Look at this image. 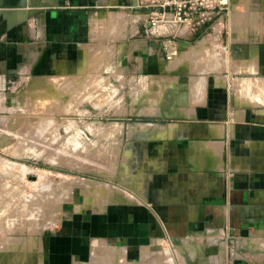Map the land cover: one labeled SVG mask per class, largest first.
Masks as SVG:
<instances>
[{"label":"rangeland","instance_id":"374dc122","mask_svg":"<svg viewBox=\"0 0 264 264\" xmlns=\"http://www.w3.org/2000/svg\"><path fill=\"white\" fill-rule=\"evenodd\" d=\"M148 2L0 0V264L49 263V239L72 233L69 221L86 217L82 212L95 221L98 211L135 198L129 190L136 189L137 157L128 150L144 147L139 138L172 120L167 111L175 109L163 104L167 80L177 76L166 69L183 55L166 59L161 40L146 34L141 9ZM261 3L227 0L213 29L192 41L208 37L214 53L175 71L218 74L228 63L234 70L239 54L226 49L224 37L247 35L257 19L247 7ZM145 39L143 55L118 48ZM239 223L232 233L155 236L132 255L128 241L90 245L79 264H264V221Z\"/></svg>","mask_w":264,"mask_h":264},{"label":"crops","instance_id":"0c3cea01","mask_svg":"<svg viewBox=\"0 0 264 264\" xmlns=\"http://www.w3.org/2000/svg\"><path fill=\"white\" fill-rule=\"evenodd\" d=\"M247 11L258 13L247 35L235 41L224 37L226 49L233 45L239 54L232 60L234 70L228 63L218 74L176 72L185 69V62L214 53L208 37L198 46L178 41L176 48L183 55L176 67L166 69L177 78L167 80L171 82L163 104L175 109L167 111L172 120L155 134L139 138L144 147L128 150L137 157L136 189L129 190L135 198L98 211L95 221L90 212L69 221L72 233L49 239L48 252L55 256L46 264H79L90 245L113 248L128 241L132 255L137 243L151 247L155 236L213 235L218 228L232 233L241 221H264V3L249 5ZM234 17L235 23L244 21L241 14ZM147 42L118 48L128 46L131 54L139 50V56ZM147 51L155 54L153 47Z\"/></svg>","mask_w":264,"mask_h":264},{"label":"built area","instance_id":"2783aa9c","mask_svg":"<svg viewBox=\"0 0 264 264\" xmlns=\"http://www.w3.org/2000/svg\"><path fill=\"white\" fill-rule=\"evenodd\" d=\"M219 2L220 5H216L215 0H160L159 6L153 7V0H149L143 9H139L146 12V34L161 40L165 58L170 60L179 52L178 41L189 40L191 43L201 32L212 28L216 9L218 13L224 9L228 11L223 7L227 0Z\"/></svg>","mask_w":264,"mask_h":264},{"label":"bare ground","instance_id":"6f19581e","mask_svg":"<svg viewBox=\"0 0 264 264\" xmlns=\"http://www.w3.org/2000/svg\"><path fill=\"white\" fill-rule=\"evenodd\" d=\"M176 56V55H175ZM51 82V81H50ZM51 84H52V82H51ZM259 86V89H261L260 87H261V85H257V87ZM51 101V100H50ZM132 127V126H131ZM110 129H111V127H110ZM132 129V128H131ZM112 130V129H111ZM110 130V131H111ZM118 129H116L115 131H117ZM132 132V131H131ZM1 163H3V161L1 162ZM8 163V162H7ZM2 165V164H1ZM4 165V164H3ZM15 165V164H14ZM15 167V166H14ZM76 182H78V181H76ZM77 184V183H76ZM78 186H79V182H78ZM68 188V187H67ZM69 189V188H68ZM87 190H88V188H87ZM65 191V190H64ZM63 191V192H64ZM92 191V190H91ZM67 192V191H66ZM70 192V191H69ZM104 192V191H103ZM108 192V191H107ZM112 193H113V190H112ZM65 194V193H64ZM109 195V194H108ZM111 196V195H110ZM109 196V197H110ZM5 245V244H4ZM6 245H7V243H6ZM169 256V255H168ZM168 262V261H167ZM165 263V262H164ZM173 264V263H172Z\"/></svg>","mask_w":264,"mask_h":264},{"label":"water","instance_id":"95a60500","mask_svg":"<svg viewBox=\"0 0 264 264\" xmlns=\"http://www.w3.org/2000/svg\"><path fill=\"white\" fill-rule=\"evenodd\" d=\"M181 44H189L188 42H180Z\"/></svg>","mask_w":264,"mask_h":264}]
</instances>
